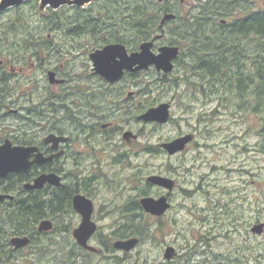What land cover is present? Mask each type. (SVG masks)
Wrapping results in <instances>:
<instances>
[{
    "label": "rangeland",
    "instance_id": "1",
    "mask_svg": "<svg viewBox=\"0 0 264 264\" xmlns=\"http://www.w3.org/2000/svg\"><path fill=\"white\" fill-rule=\"evenodd\" d=\"M204 1L168 0L172 8L169 12L178 13V20L187 19ZM20 6L34 36L29 47L11 51V57L0 60L3 62L0 73L5 71L7 74L5 82L0 83V88L5 89L0 94V143L6 138L22 139L31 134L27 130L42 133L44 125H41L45 121L40 115H49V102L54 95H60L56 99L71 108L78 75L83 76L80 80L83 82L87 78L92 82L99 81L90 74L93 63L89 57V53L103 47L97 41L99 36L87 32L72 33L70 29L75 21L81 22L75 19L76 9L95 13L98 3L51 9L41 8L39 1L34 0ZM53 12L60 18L48 19ZM18 13L14 9L2 13L0 27ZM162 13L158 20L160 25ZM180 23L166 21L162 37L153 46L154 51L161 45L179 47L180 55L173 71L164 74L151 66L141 70L139 76L128 79L132 83L129 90L145 89L144 97L140 98H144L146 109L161 102L171 103L168 123L162 126L147 123L144 136L139 138L140 143L145 142L146 149L129 157L134 164L142 166L145 175L161 173L175 180L177 186L168 197L170 208L159 217L142 213L135 221L136 225L140 223L137 231L141 233L124 236H136L139 242L126 252L117 251L111 245L113 240L124 238H115L114 232H118L126 218L116 212L107 217L96 214L98 231L91 244L100 252L80 253L75 261L73 251L69 249L72 246L70 230L78 223V218L73 213L66 214L64 219L56 220V229L48 234L49 238L42 236L36 241L46 249L38 264H264V232L255 234L250 230L254 224L264 222V112L252 110L250 94L253 87H249L248 94L243 96L249 103L243 102L241 108L237 107L234 95L224 90V85H205L204 91L199 88L202 79L199 73L189 70L192 59L184 47L186 42L182 41L180 45L176 39ZM161 33L160 30L156 32ZM141 42L129 37L124 45L133 51ZM248 48L251 52L255 49L249 44ZM245 62L248 67L249 60L245 59ZM48 71H55L57 78L67 80L66 84H51ZM137 82L140 87L134 84ZM45 101H48L46 105ZM34 106L36 111L28 114L26 109ZM59 124L67 131L73 129L66 119ZM189 133L193 136L192 141L175 155L147 149ZM8 184L6 181L0 183L2 188ZM147 190V196L153 197L152 190ZM97 196L100 204L109 202L110 191L103 188ZM123 202L117 199L113 211L121 208ZM5 206L7 208V204ZM63 225L68 231L61 235ZM105 243L108 247L103 245ZM169 246L174 252L167 259L164 253Z\"/></svg>",
    "mask_w": 264,
    "mask_h": 264
},
{
    "label": "flooded vegetation",
    "instance_id": "2",
    "mask_svg": "<svg viewBox=\"0 0 264 264\" xmlns=\"http://www.w3.org/2000/svg\"><path fill=\"white\" fill-rule=\"evenodd\" d=\"M0 63L3 62L0 61ZM141 72L125 71L123 76L115 82H109L99 74L97 75L93 68L90 74L96 76L99 81L92 82L86 77L87 80L83 82L80 81L83 76L78 75L71 108L70 105L66 106L65 102H59L61 99H56L60 95H54L49 102V111H51L49 115H40L45 121L41 125H44L41 129L43 130L42 133L27 130L29 133L31 132L30 135L26 136L24 133L27 131H25L21 133L25 135L22 139L15 138L14 141L10 139L13 145L36 146L44 157L53 156V158L43 163H33L25 171L11 172L0 178L1 184L5 181L9 182L4 188L0 185V193H9L14 196L12 200L0 201V212L5 209L6 204L9 207V201L34 202L38 198L41 201V219L50 220L52 228L47 231H38L36 225V232L26 234L30 238V243L24 247L14 248L8 242L6 249L3 252L0 250V264H38L39 258L46 249L41 242L36 241L40 240L42 236L49 238L48 234L56 229V220L64 219L65 215L69 213H73L78 218V223L70 230L72 246H69V249L73 251V260H77L80 253H93L81 247L72 235L73 230L82 221L81 213L73 206V198L77 195L85 197L92 203L91 220L96 223L97 229L89 238L88 243L93 245L91 239L98 231V224L95 221L96 214L107 217L110 213L116 212L122 218L133 217L138 219L142 213L145 214L141 199L147 196L148 188L152 190L153 197L157 198L162 195L168 198L176 188L177 185L172 190H168L149 183L147 181L148 176L164 174L149 173L145 175L142 166L139 163L134 164L129 159L131 156H137L140 149H146L145 142L140 143L139 141L140 136H144L146 124L163 125L157 122L145 123L139 119V116L146 111L144 98H140V96L144 97L145 94L142 95V93H145V89L141 91L129 90V85L132 83L128 82V79L130 76L134 78L139 76ZM55 74L57 78L58 74L56 72ZM62 80L61 83L51 84L64 86L67 80ZM138 83L134 84L140 87V83L137 85ZM47 102L45 101L44 105ZM36 108L34 106L26 109V111L28 114H32ZM61 110L64 112L63 114L60 113ZM14 112L16 113L17 110ZM20 116L22 119L25 118V116ZM51 119L57 121L50 122ZM64 119L70 122V128L73 127L71 131L65 130L59 124ZM46 121L48 122L46 123ZM21 131L18 130L17 132ZM127 132L129 134L125 136ZM49 135L65 138V140H60L58 143L52 140L46 141ZM161 145L149 146L147 149L154 150V152H165L166 150ZM34 158L35 156L31 155L29 161ZM114 168L117 170L114 171ZM42 173L56 174L60 178V185L45 183L41 189H26L24 187L25 183H32L34 178ZM103 188L110 191V199L109 202L100 204L97 195ZM117 199L124 200V202L121 208L113 211V205ZM65 227L66 225H63L61 228L59 232L61 235L66 234L64 231H68ZM2 246L0 244V247ZM76 249L77 254H74ZM99 252L98 248L94 254Z\"/></svg>",
    "mask_w": 264,
    "mask_h": 264
},
{
    "label": "trees",
    "instance_id": "3",
    "mask_svg": "<svg viewBox=\"0 0 264 264\" xmlns=\"http://www.w3.org/2000/svg\"><path fill=\"white\" fill-rule=\"evenodd\" d=\"M95 2L98 3L95 13L92 10L76 9L75 19L78 18L81 22L75 21L70 29L72 33L96 34L101 45L110 42L127 44L129 37L138 41L150 39L157 31H164V24L160 25L158 22L161 13L172 11L168 1L161 4L155 0ZM20 8L21 6L10 8L18 10V15L1 24L0 60L11 57V51L29 47L33 40L34 34L29 31L26 17L20 12ZM10 10L0 12V16ZM196 10L187 19L178 20V13H175L171 22H181L177 25L176 39L180 45V42H186L184 47L188 49L192 59L189 70L199 73L202 79L198 84L199 88L204 91L205 85H224V90L234 95L237 107L241 108V104L246 102L243 96L248 94L249 87H253L250 94L253 97L250 103L252 110L264 112V0H205L199 3ZM49 18L59 19L60 15L53 12ZM248 44L254 46L255 50L251 52ZM245 59L247 62L249 60L248 67H245ZM6 79V72H1L0 83H4ZM4 90L0 88V94ZM8 203L9 207L0 212L2 252L7 247L8 237L33 234L41 219V201L38 198L34 202L19 200ZM136 219L126 218L118 232H114V237L141 233L137 231L140 223L136 225ZM108 245L105 243L106 247Z\"/></svg>",
    "mask_w": 264,
    "mask_h": 264
},
{
    "label": "water",
    "instance_id": "4",
    "mask_svg": "<svg viewBox=\"0 0 264 264\" xmlns=\"http://www.w3.org/2000/svg\"><path fill=\"white\" fill-rule=\"evenodd\" d=\"M28 0H0V11L7 10L12 7L19 6ZM41 8L58 9L63 5L82 7L97 0H38ZM162 3L167 0H155ZM175 14L172 12L165 13L160 20L161 25L170 19H174ZM222 22H225L222 19ZM163 33L155 35L150 40L142 41L139 48L135 51L128 52L126 46L120 42L108 43L102 48L95 49L90 54V59L93 63V71L104 77L109 82L119 80L125 71L135 72L139 70L149 69L151 66L157 71L169 73L174 68V60L179 55V47L176 45H161L157 51L153 50L154 43L162 37ZM50 83H61L62 79H57L54 71L47 73ZM170 104L168 102L159 103L157 106L148 108L139 119L145 122L166 123L170 118ZM129 132L125 134L128 136ZM193 136L191 133L174 138L171 141L162 143V147L168 154L173 155L185 149L188 143L191 142ZM54 141L58 143L65 138L49 135L46 141ZM34 155L35 158L29 161V157ZM53 156L44 157L38 151L36 146H21L13 145L9 138H6L0 144V178H3L11 172L25 171L33 163H43L46 160L52 159ZM59 177L54 173H42L34 178L32 183H25L26 189H41L45 183L60 185ZM147 181L151 184L164 187L172 190L175 186V181L164 175H150ZM13 195L9 193H0V201L5 199L12 200ZM141 204L144 210L152 215L160 216L164 214L171 206V203L165 195L158 198L146 196L141 199ZM73 206L82 215L81 224L76 227L72 235L77 243L91 252H97L98 249L88 243L89 238L97 229V225L91 220L92 203L83 196H75L73 198ZM52 228V222L48 219H43L39 222L38 231H47ZM251 232L261 234L264 232V222H259L251 227ZM138 237H129L126 239H117L113 241V248L116 250L130 251L138 244ZM9 243L14 248H20L30 243V238L27 235H13L9 239ZM174 252V248L169 246L164 253L167 259H170Z\"/></svg>",
    "mask_w": 264,
    "mask_h": 264
},
{
    "label": "bare ground",
    "instance_id": "5",
    "mask_svg": "<svg viewBox=\"0 0 264 264\" xmlns=\"http://www.w3.org/2000/svg\"><path fill=\"white\" fill-rule=\"evenodd\" d=\"M245 37V36H244ZM246 38V37H245ZM252 39V38H251ZM247 44V43H246ZM257 48V47H256ZM255 50V49H254Z\"/></svg>",
    "mask_w": 264,
    "mask_h": 264
}]
</instances>
